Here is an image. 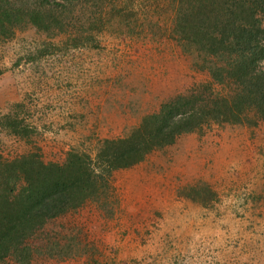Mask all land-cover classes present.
I'll list each match as a JSON object with an SVG mask.
<instances>
[{
    "label": "rangeland",
    "instance_id": "1",
    "mask_svg": "<svg viewBox=\"0 0 264 264\" xmlns=\"http://www.w3.org/2000/svg\"><path fill=\"white\" fill-rule=\"evenodd\" d=\"M112 3L127 15L89 44L32 26L0 40V118L11 112L31 129L26 138L0 126L4 159L94 155L99 140L124 137L163 103L210 83L172 34L174 0ZM111 185L112 215L87 202L28 239V263L2 264H264V119L183 134L113 172Z\"/></svg>",
    "mask_w": 264,
    "mask_h": 264
},
{
    "label": "trees",
    "instance_id": "2",
    "mask_svg": "<svg viewBox=\"0 0 264 264\" xmlns=\"http://www.w3.org/2000/svg\"><path fill=\"white\" fill-rule=\"evenodd\" d=\"M174 2L172 34L196 55L194 65L208 73L210 83L163 103L124 137L99 140L94 155L70 149L55 163L45 162L38 150L13 159L0 154V264L11 257L22 263L30 260L28 239L47 220L87 202L112 215L113 172L211 124L255 125L264 119V0ZM121 5L111 0H99L95 6L85 0H0V40L32 26L66 36L74 47L89 44L92 33L127 15ZM0 120L14 136L29 137L31 129L11 112ZM200 190L210 191L206 185Z\"/></svg>",
    "mask_w": 264,
    "mask_h": 264
}]
</instances>
